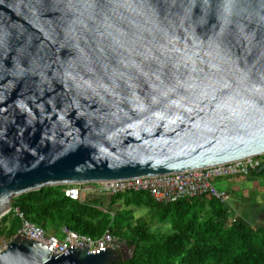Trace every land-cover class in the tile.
<instances>
[{
	"label": "water",
	"instance_id": "1",
	"mask_svg": "<svg viewBox=\"0 0 264 264\" xmlns=\"http://www.w3.org/2000/svg\"><path fill=\"white\" fill-rule=\"evenodd\" d=\"M263 155L264 0H0V219L44 188ZM128 249L53 256L17 234L0 264H116Z\"/></svg>",
	"mask_w": 264,
	"mask_h": 264
},
{
	"label": "trees",
	"instance_id": "2",
	"mask_svg": "<svg viewBox=\"0 0 264 264\" xmlns=\"http://www.w3.org/2000/svg\"><path fill=\"white\" fill-rule=\"evenodd\" d=\"M67 187H49L19 196L11 212L0 219V239L17 235L21 220L48 233L62 227L97 239L109 231L116 245L131 250L127 261L116 264H264V228L242 220L231 221L226 206L202 196L173 204L156 203L147 193L116 195L88 193L80 202L65 196ZM133 209H147L168 226V233H150L134 224Z\"/></svg>",
	"mask_w": 264,
	"mask_h": 264
},
{
	"label": "built area",
	"instance_id": "3",
	"mask_svg": "<svg viewBox=\"0 0 264 264\" xmlns=\"http://www.w3.org/2000/svg\"><path fill=\"white\" fill-rule=\"evenodd\" d=\"M263 163L264 155L174 175L67 186L64 193L67 198L80 202L88 193L116 195L124 192H142L150 195L156 203L165 205L173 204L183 199L207 196L226 206L229 202V195L225 191L219 190L215 182L234 177L249 176ZM14 213L21 220V226L17 234L46 246L50 255L53 256L61 254L76 244L97 245L111 243L112 246L115 245V239L109 231H106L97 239L80 236L66 227H62L57 234L48 233L26 221L18 210H15ZM227 214L229 215L228 211ZM229 219L231 221L236 220L231 217Z\"/></svg>",
	"mask_w": 264,
	"mask_h": 264
},
{
	"label": "crops",
	"instance_id": "4",
	"mask_svg": "<svg viewBox=\"0 0 264 264\" xmlns=\"http://www.w3.org/2000/svg\"><path fill=\"white\" fill-rule=\"evenodd\" d=\"M215 185L229 195L226 205L229 217L246 221L251 227L264 228V173L223 179Z\"/></svg>",
	"mask_w": 264,
	"mask_h": 264
},
{
	"label": "rangeland",
	"instance_id": "5",
	"mask_svg": "<svg viewBox=\"0 0 264 264\" xmlns=\"http://www.w3.org/2000/svg\"><path fill=\"white\" fill-rule=\"evenodd\" d=\"M132 216H133L134 224L144 225L150 233H153V234H159V233L166 234V233H168V226L161 224V221L158 217H156V218L150 217L147 209H133ZM245 223L249 224L246 221H245ZM8 242L9 241H5V240L0 239V249H3L5 244H7ZM119 247L121 249H124L123 244H120ZM129 251L130 250L128 249V252Z\"/></svg>",
	"mask_w": 264,
	"mask_h": 264
}]
</instances>
